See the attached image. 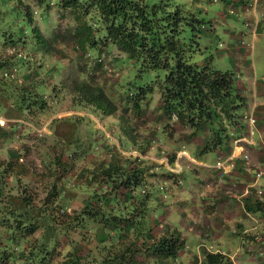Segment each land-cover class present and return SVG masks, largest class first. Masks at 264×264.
<instances>
[{
	"label": "trees",
	"instance_id": "obj_1",
	"mask_svg": "<svg viewBox=\"0 0 264 264\" xmlns=\"http://www.w3.org/2000/svg\"><path fill=\"white\" fill-rule=\"evenodd\" d=\"M52 7L66 19L62 34L69 35L84 58L98 55L103 48L111 51L115 47L124 53L123 58L115 59L130 66L120 81L126 101L130 99L137 111L145 104L142 99L147 92L157 88L161 112L156 120L174 117L180 125L189 127L187 139H200L193 148L197 158L211 150L223 151L237 130L243 128L245 97L235 85L234 72L214 67L210 54L202 62L193 59L196 51L203 52L200 37L206 21L186 6L185 0H7V9L0 8V46L14 47L16 51L3 55L0 52V70L14 67L16 76L24 74L29 78L15 100L13 109L17 113L25 107L31 110L35 105L42 106L40 98L46 94L36 89L44 81L30 71H46L42 57L37 65L32 60L42 51L52 53V44L41 32L36 14L49 21ZM79 59L76 56L73 61ZM20 62L26 71L18 74ZM78 68L68 76L79 94L73 98L74 104L97 112H116L115 102L99 79L88 74L92 73L90 69ZM136 76L147 79L138 82L133 80ZM17 80L13 78L10 85L0 77V93L3 86H19ZM44 86L58 93L55 84ZM6 104L0 97V106L5 108ZM165 121L160 122L156 135L168 140L175 130L167 128ZM128 128L129 125L120 126L126 144L144 150L150 141H156V137L145 135L136 142ZM11 132L0 136V264H143L137 257L144 251L173 257L183 247L184 237L176 229L155 237L148 224L154 217L148 214L151 194L158 187L161 190L153 175L157 173L153 158L128 155L107 162L92 156L90 166L84 168L93 146L82 144L75 135L76 139L68 142L74 149L72 160H64L63 150L45 153L41 158L44 170L37 175L32 167L18 162L12 149H6L5 142L14 136ZM182 146H173L171 162ZM19 158L23 161V157ZM187 167L167 173L176 177L189 171ZM64 172L67 176L62 177ZM74 175L78 180L72 184L70 178ZM8 177L16 187L8 184ZM72 187L76 188L74 195L65 194ZM117 196L127 208L126 213L118 214L110 207ZM74 197L80 201L78 206L72 205ZM130 204L134 205L132 210ZM245 207L264 214V201L260 199L255 198L252 204L245 202ZM119 219L121 223L116 222ZM70 226L83 229L79 239L67 233ZM63 237L65 244L56 251ZM139 237L145 247L135 245ZM96 250L100 255L96 256ZM203 258L206 264H222L225 260L220 252H206Z\"/></svg>",
	"mask_w": 264,
	"mask_h": 264
},
{
	"label": "rangeland",
	"instance_id": "obj_2",
	"mask_svg": "<svg viewBox=\"0 0 264 264\" xmlns=\"http://www.w3.org/2000/svg\"><path fill=\"white\" fill-rule=\"evenodd\" d=\"M185 2L186 6L192 7L197 16L206 21V26L209 25L211 18L220 21L222 18L221 15L224 13H229L228 15H230V13L235 15L237 8L234 0L230 1L233 5H229L226 9L222 5V0H185ZM249 3H252V0H250ZM0 8L2 10L7 9V0H0ZM37 14L36 21L41 32L46 36V38H48L47 40L49 43L52 44L50 45L52 53H43L42 51L38 55L36 54L33 56L32 60L35 65L41 61V57L43 58L42 64H44V70L46 71H36L34 68V70H31L30 73L34 76L38 75L44 83L50 85L55 84L58 93H52L51 88H49L50 90L45 89L46 86H44L43 82L38 84L36 88L37 91L46 93L40 98L43 102L42 106L35 105L31 108V110H28L25 107L19 114L13 109V106L17 104L16 98L20 93L19 89L23 86V84L27 85L25 82H27L29 78L24 77V74H21V77H14L18 79L17 82L19 83V86H10V88L3 86L0 97L4 99L7 104L5 105V108L0 106V118L1 115L5 116L7 108H9L10 111L9 116L16 115L13 119L6 118V120L3 121L4 124L0 125V136H4L8 130H10V132L12 130L11 133L14 134V136H10L11 138L5 142L7 144L5 145L6 149H12V152L15 153L18 162L26 163L29 167H32L35 170L32 172H37V175L40 174L41 170H44L41 158H43L45 153L51 154L53 152L63 150L64 153L62 157L64 160H72L70 155L74 152V149L70 144H68V142L76 139L75 135L77 136L78 141L82 144L93 146L90 149L92 151V155L88 154L86 161H84V168H86V166H90L88 161L92 156L93 158L95 156L97 159H101L102 161L105 160L107 162H113L119 157L123 158V156L125 157L128 155L140 158H153V160L157 163H154V166L157 167L154 168V170H157V173L153 175L156 176L155 178L160 179L159 182L157 179V182L161 185V190L158 187L151 194L148 214L154 217H159L164 214H169V216L165 218V221H162L161 219L158 222L154 217H152V219L149 218L150 220L148 221V224L155 232L156 237L164 233L161 228L167 224V221L173 222V224H175V226L186 235V248L195 251V249L199 247H197L198 240L193 237L191 231H188L186 222L184 221V215L181 213V210L184 209L188 216H190L191 213L197 212H192L190 209L192 203L186 199V195L184 194H187L190 190H195L196 192L202 191L201 188L203 186L200 187V185H202L200 183L205 180L203 175L208 176L209 174H214V171L211 170L212 166L210 165H213L217 159L216 152L211 150L203 153L200 159L204 160L206 165H200L201 163L198 162L199 158L193 155L194 144H196L195 142L200 139L197 137L190 140L187 139L186 133L190 132V128L180 125L174 117L168 121H165L164 118H161L159 122L156 120V118L159 119L161 112L159 111L160 101L157 88L154 92H147V97L142 99L145 104L141 109L137 111L133 110L134 108L132 107L131 100L129 99L126 101L125 99L127 95L122 91L123 85H121L122 82H120L127 76L130 66L116 62L115 59L123 58V52L117 50L115 47H113L111 51L103 48L98 55H90V57L84 58L82 55L83 51L75 49L76 45L72 40H70L69 35L62 34V29L63 26H65L66 19L60 11H58L55 7H52L49 11V21H45L44 18H41ZM235 23L237 25V29L239 30V28L243 26L244 21L239 20L235 21ZM221 27H223V25L219 24L216 33L212 32V34L206 33V30L203 29L200 37V44L203 47V52L196 51L193 59L198 62H202L205 56L210 54L212 56L211 63L214 67L222 70L229 69L235 73L233 70V60L228 55L223 53L224 50L222 48V42L225 43L227 36L222 33ZM57 30L60 33L54 34ZM6 47L7 46H0L1 55L6 54L7 52L13 54L15 49H13V52L11 53ZM76 56L80 59L78 61H73ZM254 59L258 64L260 58L257 54H254ZM8 62H10V60ZM78 66L86 68L85 70L90 69L92 73L88 74H93L95 76L94 78L99 79L107 93H109L115 102L117 107L116 112L110 114L97 112L87 106H77L74 104L75 101L73 98H78L77 95L79 94H77V91L72 87L71 80L68 76L71 73H76V71L79 70ZM4 68L0 70V73L1 71L3 72ZM17 69L18 74H20L26 71V66L20 62ZM1 78H3L5 82L7 81V83L10 82V85L16 81H12L13 78ZM146 79V76L144 78L139 76L133 77V80L138 82L142 80L145 81ZM62 83L66 84V87H62ZM15 121L20 125H15V127L11 126L15 123ZM162 121H165L167 128L169 127L170 130H175V132L171 135V139L167 140L165 137L156 135V131L160 129V122ZM122 124L129 125L127 131L133 133L136 138V142L142 139L141 137L145 135L149 136V138L156 137V141H150L144 150H140L131 144H126L127 141L121 136L122 131L120 130V126H122ZM177 143L183 144V146L181 148H177V150H185L186 157H182V162L184 165L186 164L188 166L187 168L189 171L186 173L183 172L176 174L177 176L174 177L173 175H169L167 173L169 171L166 160L170 163L169 154L174 151L173 146ZM20 156L23 157V161H20ZM66 174L67 173L64 172L61 176L65 177L67 176ZM75 180H78L75 175L73 178H70V182L72 184ZM7 182L9 185H13L14 187L17 185L11 177L7 178ZM260 182L264 184L263 180H260ZM72 188L67 190L65 194L74 195L76 188ZM167 189H171L177 193L176 196H178V199L176 196L173 198L172 195L168 196V194L163 193ZM158 198L160 201H158ZM107 202H109V200ZM79 204L80 201L74 197L72 199V205L78 206ZM123 206L122 199L118 196L112 201V204H110V207L114 210L113 212L118 214L120 211L126 213L127 208ZM129 208L132 210L134 205L132 206L130 204ZM116 222L121 223L120 219ZM262 222H264V219ZM79 227L73 228L70 226L67 233L79 239L81 230H83ZM133 227L136 228L137 224H133ZM131 230L133 229L130 226L129 231ZM98 231L100 232V230ZM84 232L87 233L88 230L85 229ZM227 232L230 235H234V239L237 238L236 234L230 230H227ZM257 232L258 230L254 234ZM130 235L134 234L130 232ZM99 236L100 235L97 237L100 238ZM259 238L264 240V237ZM65 240V237H63L60 243L56 246V251L63 248ZM135 245H143L142 237H139V239L136 240ZM143 246L145 247V245ZM233 247H235L234 244ZM105 252L106 251H104V253ZM144 253L147 257L152 252L144 251ZM141 254L142 253H140V255ZM97 255H100V253L97 252L96 256ZM146 260L148 262V259Z\"/></svg>",
	"mask_w": 264,
	"mask_h": 264
},
{
	"label": "crops",
	"instance_id": "obj_3",
	"mask_svg": "<svg viewBox=\"0 0 264 264\" xmlns=\"http://www.w3.org/2000/svg\"><path fill=\"white\" fill-rule=\"evenodd\" d=\"M231 0H222V5L226 9ZM237 8L235 15L229 13L220 14V21L210 19L208 26L204 24L206 33H216L219 24H222L221 31L226 34L227 39L222 42L223 53L228 55L234 62L233 70L235 85L240 88L239 92L245 97L242 108L244 111L247 106L255 101V130L253 142L243 143V152L250 156L251 166L245 169V163L240 155L233 159V166L222 174L212 168L214 174L203 175L204 182L200 183L202 191L190 190L186 199L191 201L192 212L190 216L181 210L188 231L198 240L197 249H187L185 244V234L173 224L167 221L163 224L162 231L167 232L172 229L179 231L184 237V245L173 257H159L150 253L147 257L143 253L138 259H142L143 264H206L203 254L206 252H220L224 255L222 264H264V240L255 236V232L260 229L264 214L260 211L248 210L245 202L252 204L257 198L252 186L253 171L251 168L256 162L264 161V0H234ZM246 2L251 8H245ZM244 21L243 26L237 29L235 21ZM237 29V30H236ZM243 41V42H242ZM251 42V44H246ZM254 54L260 58L259 63L255 62ZM9 108L5 111L2 118H14L16 115L9 116ZM17 126V125H16ZM15 127V125H13ZM241 129V128H239ZM238 131V130H237ZM199 141V140H198ZM233 148L231 142L223 151L216 152L218 155H228ZM239 148L234 149L237 154ZM200 165H205L204 160H198ZM158 182L160 181L159 178ZM264 181V176L258 179V183ZM163 193L175 198L177 193L167 189ZM178 199V196H176ZM199 197V199H198ZM158 201L159 198H158ZM199 209V210H198ZM169 214L154 217L157 222ZM192 217V218H191ZM161 224V223H160ZM159 226V223H158ZM230 230L234 235H230ZM206 243V244H205ZM233 244L235 247H233ZM148 259V262L147 260Z\"/></svg>",
	"mask_w": 264,
	"mask_h": 264
},
{
	"label": "built area",
	"instance_id": "obj_4",
	"mask_svg": "<svg viewBox=\"0 0 264 264\" xmlns=\"http://www.w3.org/2000/svg\"><path fill=\"white\" fill-rule=\"evenodd\" d=\"M251 7L248 2L245 4V8ZM243 42V41H242ZM246 44H251V42H246ZM15 72L14 67L7 68L3 71L5 76H13ZM255 108L256 104L253 100L247 108L241 112V120L243 121V128L239 129L235 136L233 137V148L228 155H218L216 161L214 162L212 168L218 170L220 174L226 171L228 168L233 166V159L236 155H240L242 161L245 163V169L251 166L250 156L247 152H243V143L251 144L253 142V133L255 130ZM264 150V145L262 146ZM239 148L237 154L234 153V149ZM183 156L186 157L185 150H178L175 154L173 162L170 163L166 160L168 170L172 172L181 171L184 167L182 162ZM186 165V164H185ZM187 166V165H186ZM209 166V165H208ZM251 168L253 171L252 186H254V193L260 200L264 201V187L258 183V179L264 176V161L256 162ZM257 237H264V222L258 232L255 234Z\"/></svg>",
	"mask_w": 264,
	"mask_h": 264
},
{
	"label": "clouds",
	"instance_id": "obj_5",
	"mask_svg": "<svg viewBox=\"0 0 264 264\" xmlns=\"http://www.w3.org/2000/svg\"><path fill=\"white\" fill-rule=\"evenodd\" d=\"M6 48H7L8 51H10L11 53L13 52L14 47L7 46ZM14 52H15V50H14ZM14 52H13V53H14ZM7 68H11V67L6 66V67L4 68V70L7 69ZM14 69H15V68H14ZM4 70H3V71H4ZM16 73H17V71H16V69H15V73H14L13 76H5V75H3V72H2V71H1L0 75H1V77H4V78H14V77L16 76ZM7 119H10V118H7ZM4 120H6V118H2V117L0 118V125H1V124H4V123H3ZM13 125H20V124H19L18 122L15 121V123H13L11 126H13ZM8 126H9V125H8ZM234 136H235V135H234ZM232 143H233V141H232ZM177 151H178V150H177ZM177 151H176V152H177ZM224 156H225V155H224ZM205 165H206V164H205ZM257 199H259V198H257Z\"/></svg>",
	"mask_w": 264,
	"mask_h": 264
}]
</instances>
